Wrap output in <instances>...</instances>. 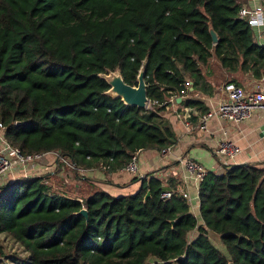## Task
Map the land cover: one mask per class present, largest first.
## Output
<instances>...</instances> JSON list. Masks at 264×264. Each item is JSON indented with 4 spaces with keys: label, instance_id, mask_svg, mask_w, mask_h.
Masks as SVG:
<instances>
[{
    "label": "trees",
    "instance_id": "obj_1",
    "mask_svg": "<svg viewBox=\"0 0 264 264\" xmlns=\"http://www.w3.org/2000/svg\"><path fill=\"white\" fill-rule=\"evenodd\" d=\"M241 7L240 0H0L6 139L25 154L57 150L110 172L139 150L171 145L163 104L188 78L206 84L214 60L230 74L264 77V46ZM145 59L148 97L159 105L140 110L105 95L100 74L120 70L136 86ZM164 191L151 179L133 194L102 190L81 202L51 195L42 177L20 178L0 187V257L6 234L27 264H264V167L210 173L199 189L201 225L183 196L163 201Z\"/></svg>",
    "mask_w": 264,
    "mask_h": 264
},
{
    "label": "crops",
    "instance_id": "obj_2",
    "mask_svg": "<svg viewBox=\"0 0 264 264\" xmlns=\"http://www.w3.org/2000/svg\"><path fill=\"white\" fill-rule=\"evenodd\" d=\"M240 3L242 7L251 8L262 3V0H240ZM262 31V39H257L255 32L253 35L255 42L264 46V30ZM204 72L206 84L195 87L188 78L187 82H191L192 85L187 93L176 94L163 104L161 123L172 130L174 136L171 144L172 154L162 156L159 148L144 150L140 157L139 172L136 175L124 170L110 172L97 169L80 176L59 167L53 159H50L38 165L31 176L42 177L51 195H64L82 201L94 193L92 192L94 189L115 195L137 192L144 180L151 179L160 180L165 190L192 197L196 195V185L192 180L185 178L186 170L180 160L190 158L211 170L219 160L215 155V149L224 139L233 141L241 149V153L236 158L237 165L253 164L264 167V111L255 112L250 120L241 123L212 117L208 121L207 132L200 128L201 117L226 100L224 90L226 83L236 80L239 86L250 91L258 85L264 87V77L256 79L251 73L242 72L230 74L215 60ZM189 102H195L197 106H188ZM20 176L18 172L6 174L2 186L19 180L22 178ZM2 236L7 235H1V240ZM0 260H8L7 254L5 257H0Z\"/></svg>",
    "mask_w": 264,
    "mask_h": 264
},
{
    "label": "built area",
    "instance_id": "obj_3",
    "mask_svg": "<svg viewBox=\"0 0 264 264\" xmlns=\"http://www.w3.org/2000/svg\"><path fill=\"white\" fill-rule=\"evenodd\" d=\"M239 15L242 19H245L250 23L253 33L255 32L257 35V39H262V30H264L263 4L260 3L251 8L247 6L241 7ZM191 85L192 84L190 82H186L185 86L180 91V94H186ZM224 90L227 96L226 100L201 117V130L205 132L208 131V121L212 117H217L229 122L241 123L250 120L255 112L264 111V87L261 85H258L253 90L247 91L243 87L236 85L234 82H228L225 84ZM156 105H159L157 101L150 100L148 109H153ZM143 151L144 150H139L133 154L128 164L120 170H124L135 175L138 174L140 157ZM159 153L162 156L172 154L173 145L159 149ZM240 153L241 149L239 146L231 140L224 139L219 142L217 148L215 149V155L219 158V160L211 170H208L203 164L197 162L196 160H192L190 158L181 159L180 163L186 170L185 178L192 180L196 185V195L191 197L186 194L181 195L178 192L165 190L161 194V199L163 201H167L177 195L183 196L190 205L191 213L199 220V224L201 225L199 198L201 183L210 173L221 176L225 173L226 168L237 165L236 158ZM50 159H53L59 167L68 169L72 173L80 176L89 171L95 170H89L78 166L73 159L65 156L57 150L35 154H25L20 148L13 146L6 139L5 128L3 125H0V187L2 186L6 174H16V172H18L22 178H28L38 165H41ZM100 170L108 171L109 167L101 165ZM79 201L82 202V200ZM197 234L198 229L190 234V240H193ZM151 263L156 264V262Z\"/></svg>",
    "mask_w": 264,
    "mask_h": 264
},
{
    "label": "water",
    "instance_id": "obj_4",
    "mask_svg": "<svg viewBox=\"0 0 264 264\" xmlns=\"http://www.w3.org/2000/svg\"><path fill=\"white\" fill-rule=\"evenodd\" d=\"M211 35L213 42L217 44L219 38L217 33L212 29ZM148 59H145L139 70L137 76L138 84L136 86H131L127 84L122 76L120 70L108 71L107 73L100 74L99 77L107 82L110 89L105 93V95L113 98L120 99L126 106L137 107L140 110H147L149 106L150 99L148 97V84L146 82V72H147ZM264 133V129H263ZM238 165H248V164H238ZM237 165V166H238ZM150 193L145 197V201L149 198ZM78 215L83 216L86 220L89 219V213L87 209H82Z\"/></svg>",
    "mask_w": 264,
    "mask_h": 264
},
{
    "label": "rangeland",
    "instance_id": "obj_5",
    "mask_svg": "<svg viewBox=\"0 0 264 264\" xmlns=\"http://www.w3.org/2000/svg\"><path fill=\"white\" fill-rule=\"evenodd\" d=\"M102 191L101 189H94L92 192ZM104 191V190H103ZM91 192V193H92ZM136 192H132L133 194ZM115 195V194H113ZM2 242L7 251V259L8 260H0V264H27L28 254L25 252L24 248H22L19 244H17L14 240H12L8 236H2ZM216 247L225 255H227L224 246L221 244L219 238L216 236L211 237Z\"/></svg>",
    "mask_w": 264,
    "mask_h": 264
}]
</instances>
